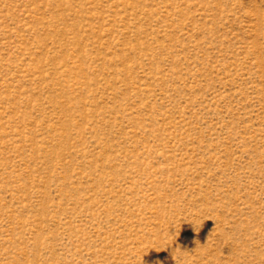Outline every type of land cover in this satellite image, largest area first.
<instances>
[{
  "label": "rangeland",
  "instance_id": "1",
  "mask_svg": "<svg viewBox=\"0 0 264 264\" xmlns=\"http://www.w3.org/2000/svg\"><path fill=\"white\" fill-rule=\"evenodd\" d=\"M0 264H264V0H0Z\"/></svg>",
  "mask_w": 264,
  "mask_h": 264
}]
</instances>
